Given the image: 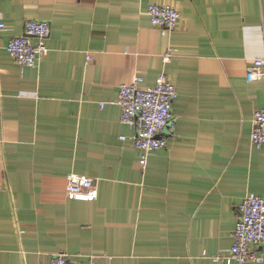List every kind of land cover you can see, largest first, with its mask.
<instances>
[{
  "label": "crops",
  "instance_id": "obj_1",
  "mask_svg": "<svg viewBox=\"0 0 264 264\" xmlns=\"http://www.w3.org/2000/svg\"><path fill=\"white\" fill-rule=\"evenodd\" d=\"M152 4L175 7L178 27L163 34ZM0 8V264H47L59 253L71 264H226L214 256L231 249L241 203L264 198V145L251 142L264 79L247 75L264 58V0ZM28 20L51 24L35 68L7 51ZM162 74L178 92L177 130L144 169L116 101L135 76L147 88ZM70 174L91 178L98 198L69 199Z\"/></svg>",
  "mask_w": 264,
  "mask_h": 264
},
{
  "label": "built area",
  "instance_id": "obj_2",
  "mask_svg": "<svg viewBox=\"0 0 264 264\" xmlns=\"http://www.w3.org/2000/svg\"><path fill=\"white\" fill-rule=\"evenodd\" d=\"M147 14L163 34L176 29L181 20L180 12L171 5H149ZM4 27L0 17V29ZM50 35L48 21L28 20L23 34L9 41L7 51L21 67H38ZM171 56L170 52L165 54L164 61H169ZM87 59L92 61V55ZM247 75L250 80L264 79V58L255 60ZM142 82L141 76H135L131 83L122 84L116 102L121 107L122 121L135 131L132 139L141 151L140 164L145 169L149 154L166 147L169 137L176 133L173 103L178 92L166 74L160 75L153 87L144 88ZM251 142L257 148L264 145V107L254 113ZM66 193L69 199L80 201H95L99 195L91 178L77 174L67 177ZM239 211L231 249L214 256V260L226 264L264 263V198L253 193L247 195ZM47 264H70L69 255L56 254Z\"/></svg>",
  "mask_w": 264,
  "mask_h": 264
},
{
  "label": "water",
  "instance_id": "obj_3",
  "mask_svg": "<svg viewBox=\"0 0 264 264\" xmlns=\"http://www.w3.org/2000/svg\"><path fill=\"white\" fill-rule=\"evenodd\" d=\"M71 264V263H70Z\"/></svg>",
  "mask_w": 264,
  "mask_h": 264
}]
</instances>
